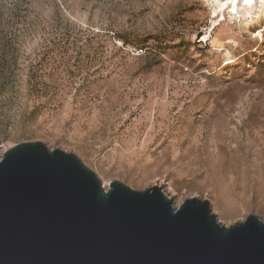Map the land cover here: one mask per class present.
<instances>
[{"label": "rangeland", "instance_id": "rangeland-1", "mask_svg": "<svg viewBox=\"0 0 264 264\" xmlns=\"http://www.w3.org/2000/svg\"><path fill=\"white\" fill-rule=\"evenodd\" d=\"M215 5L0 0V159L40 141L105 190L160 186L225 226L264 220V14L244 30L225 10L202 41Z\"/></svg>", "mask_w": 264, "mask_h": 264}, {"label": "water", "instance_id": "water-1", "mask_svg": "<svg viewBox=\"0 0 264 264\" xmlns=\"http://www.w3.org/2000/svg\"><path fill=\"white\" fill-rule=\"evenodd\" d=\"M0 264H264V220L225 226L160 186L105 190L75 154L23 142L0 159Z\"/></svg>", "mask_w": 264, "mask_h": 264}, {"label": "bare ground", "instance_id": "bare-ground-1", "mask_svg": "<svg viewBox=\"0 0 264 264\" xmlns=\"http://www.w3.org/2000/svg\"><path fill=\"white\" fill-rule=\"evenodd\" d=\"M215 8L212 10V17H219V22L214 21L209 31L203 36L202 41H209L212 37V31L224 20L223 12L228 10L230 20H235L237 25L247 30L248 26L258 21V19L264 14V0H213ZM255 36L262 37V30L256 32ZM233 42L232 39H228L227 43ZM225 58L227 62H230L231 52L226 50Z\"/></svg>", "mask_w": 264, "mask_h": 264}, {"label": "built area", "instance_id": "built-area-1", "mask_svg": "<svg viewBox=\"0 0 264 264\" xmlns=\"http://www.w3.org/2000/svg\"><path fill=\"white\" fill-rule=\"evenodd\" d=\"M140 51H142V50L140 49Z\"/></svg>", "mask_w": 264, "mask_h": 264}, {"label": "trees", "instance_id": "trees-1", "mask_svg": "<svg viewBox=\"0 0 264 264\" xmlns=\"http://www.w3.org/2000/svg\"><path fill=\"white\" fill-rule=\"evenodd\" d=\"M142 50V49H141Z\"/></svg>", "mask_w": 264, "mask_h": 264}]
</instances>
